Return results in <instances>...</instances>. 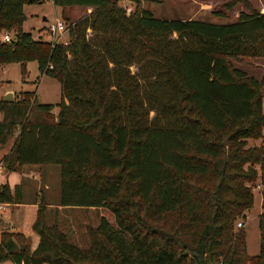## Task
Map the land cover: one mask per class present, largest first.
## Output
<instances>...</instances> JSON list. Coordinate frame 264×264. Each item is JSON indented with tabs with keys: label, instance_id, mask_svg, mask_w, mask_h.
<instances>
[{
	"label": "trees",
	"instance_id": "obj_1",
	"mask_svg": "<svg viewBox=\"0 0 264 264\" xmlns=\"http://www.w3.org/2000/svg\"><path fill=\"white\" fill-rule=\"evenodd\" d=\"M41 1L0 0V32L11 34L0 64L18 63L23 79L34 60L60 100L53 114L33 91L0 97V146L12 138L2 167L58 165L57 204L106 207L116 226L100 217L79 248L40 196L37 245L2 230L0 264H264L263 79L234 64L264 58V10L228 0L225 11L245 10L213 23L155 18L139 0L128 13L117 0H51L90 9L52 42L22 28L23 6ZM255 184L263 200L250 256L235 223ZM21 200L20 183L0 185V203Z\"/></svg>",
	"mask_w": 264,
	"mask_h": 264
},
{
	"label": "rangeland",
	"instance_id": "obj_2",
	"mask_svg": "<svg viewBox=\"0 0 264 264\" xmlns=\"http://www.w3.org/2000/svg\"><path fill=\"white\" fill-rule=\"evenodd\" d=\"M228 0H139V9L149 11L153 17L162 19H185L191 18L213 23H227L236 19L240 10H245L243 2H238L231 11H225L223 4ZM256 10H264V0H246ZM117 4L124 7L126 12H131L136 6L135 0H117ZM90 9L77 6L59 7L51 0H42L37 3H27L23 6L25 20L22 28L31 32L34 37H41L45 40L66 41L67 33L49 36L46 27L50 21L55 18L61 19L65 25L77 18L85 15ZM221 10L224 16H216L213 11ZM42 17L45 19L43 20ZM234 64L244 70L248 75L262 81V109L264 111V58L243 59L242 63ZM26 75L21 78L20 67L18 63L0 64V97L8 91L13 96H20V92L33 91L36 101L42 104H51L57 108L56 104L60 100L61 88L55 79L40 74L37 64L34 60L25 62ZM130 70L135 72V66L131 65ZM151 115V113H150ZM1 116V114H0ZM264 137V130H263ZM10 138L9 140H11ZM8 140V141H9ZM262 138L249 139V144L258 145ZM40 171H36L38 181H41L40 187L47 184L48 190L42 188L40 196L46 195L51 198H57L59 193V167L55 164L42 165ZM253 202L251 208L246 211L244 219H238L242 222V228L245 231L246 253L250 256L257 255L259 250V231L258 214L261 211V202L263 196L261 187L256 184L252 187ZM52 213V212H51ZM49 214L50 217L52 214ZM100 217L113 226H116L114 216L106 207H67L58 213V219L62 231L66 234L68 242L79 248L90 246L88 228L97 226ZM236 221V222H237ZM236 226V223H235ZM237 227V226H236ZM10 264V263H7ZM45 264V263H44Z\"/></svg>",
	"mask_w": 264,
	"mask_h": 264
},
{
	"label": "crops",
	"instance_id": "obj_3",
	"mask_svg": "<svg viewBox=\"0 0 264 264\" xmlns=\"http://www.w3.org/2000/svg\"><path fill=\"white\" fill-rule=\"evenodd\" d=\"M79 7V6H77ZM85 8V7H84ZM89 9V8H88ZM44 20L45 18L42 17ZM12 139L0 146V185L7 184L12 190L15 184H21L22 202L0 203V232L2 230H17L29 238L30 248L34 249L38 242V236L32 231L31 225L35 219L38 206V193L42 188L48 190L46 183L40 187L41 181L36 179V171L41 170L42 165H23L12 171H6L2 167V157L8 152ZM47 209L59 212L67 207L57 204V198L42 196ZM7 264V263H5Z\"/></svg>",
	"mask_w": 264,
	"mask_h": 264
},
{
	"label": "built area",
	"instance_id": "obj_4",
	"mask_svg": "<svg viewBox=\"0 0 264 264\" xmlns=\"http://www.w3.org/2000/svg\"><path fill=\"white\" fill-rule=\"evenodd\" d=\"M46 31H47L49 36L50 35L55 36V35L64 33L66 31V26H65V23L61 19L55 18L53 21H50L48 23V25L46 27ZM10 39H11L10 32H8V31H1L0 32V41L9 42ZM50 41L58 42V41H53V40H50ZM63 42H65V41H63ZM257 186H259V185H257ZM236 226L241 227L242 226L241 221H237Z\"/></svg>",
	"mask_w": 264,
	"mask_h": 264
},
{
	"label": "water",
	"instance_id": "obj_5",
	"mask_svg": "<svg viewBox=\"0 0 264 264\" xmlns=\"http://www.w3.org/2000/svg\"><path fill=\"white\" fill-rule=\"evenodd\" d=\"M1 98L3 100H6V101L12 100V92L8 91V92L4 93Z\"/></svg>",
	"mask_w": 264,
	"mask_h": 264
}]
</instances>
